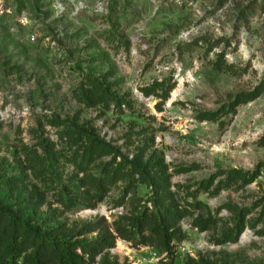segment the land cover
Here are the masks:
<instances>
[{
    "label": "rangeland",
    "instance_id": "rangeland-1",
    "mask_svg": "<svg viewBox=\"0 0 264 264\" xmlns=\"http://www.w3.org/2000/svg\"><path fill=\"white\" fill-rule=\"evenodd\" d=\"M0 205L87 264H264V0H0ZM145 207L171 252L114 231Z\"/></svg>",
    "mask_w": 264,
    "mask_h": 264
},
{
    "label": "trees",
    "instance_id": "trees-1",
    "mask_svg": "<svg viewBox=\"0 0 264 264\" xmlns=\"http://www.w3.org/2000/svg\"><path fill=\"white\" fill-rule=\"evenodd\" d=\"M81 131L88 137L91 148L107 146L91 132ZM127 164H131L130 168L127 167V171L132 179L133 174L137 172L140 174L138 166L131 162ZM228 177L231 181L235 179L233 174H229ZM99 182L102 183L100 179ZM153 184L158 185L156 190L161 189L167 193V183L164 186H160L161 181ZM100 185V187L103 186V184ZM164 209L155 212L145 207L142 212L127 221L117 223L114 231L121 238L135 244L153 245L161 252H171V243L175 241L177 235L164 216L165 212L168 211L170 214L171 211ZM170 216L172 217L171 214ZM112 245L113 239L109 237L96 239L95 242L53 238L36 226L25 224L17 216L9 215L0 205V264H19V261L20 264H87L80 253L93 261L96 256Z\"/></svg>",
    "mask_w": 264,
    "mask_h": 264
},
{
    "label": "built area",
    "instance_id": "built-area-1",
    "mask_svg": "<svg viewBox=\"0 0 264 264\" xmlns=\"http://www.w3.org/2000/svg\"><path fill=\"white\" fill-rule=\"evenodd\" d=\"M180 248H181V250H182V249H185V247H184V246H181ZM154 254H157V252H155Z\"/></svg>",
    "mask_w": 264,
    "mask_h": 264
}]
</instances>
